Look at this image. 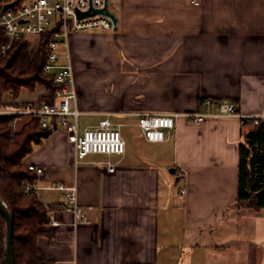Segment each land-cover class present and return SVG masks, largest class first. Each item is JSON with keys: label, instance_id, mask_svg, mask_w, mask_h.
I'll return each mask as SVG.
<instances>
[{"label": "crops", "instance_id": "crops-1", "mask_svg": "<svg viewBox=\"0 0 264 264\" xmlns=\"http://www.w3.org/2000/svg\"><path fill=\"white\" fill-rule=\"evenodd\" d=\"M110 1L117 29L71 34L70 53L81 116H95L80 128L108 117L126 150L76 164L63 129L34 145L24 162L43 167L38 197L61 222L39 246L52 264H264V209L237 203L241 120L203 103L264 113V0ZM47 93L6 92L3 103ZM147 112L179 114L165 140L143 135ZM191 112L206 115L197 123ZM57 184L77 187L88 222L54 210L65 199Z\"/></svg>", "mask_w": 264, "mask_h": 264}, {"label": "built area", "instance_id": "built-area-1", "mask_svg": "<svg viewBox=\"0 0 264 264\" xmlns=\"http://www.w3.org/2000/svg\"><path fill=\"white\" fill-rule=\"evenodd\" d=\"M14 5L6 7L7 4ZM199 4V0H192ZM107 9L115 13L116 5L110 0H0V28L6 37L1 51L7 54L13 43L23 37L38 34H49L47 43V61L44 71L54 76V101H28L23 107L0 106V114L18 113L40 118L41 126L52 131L63 129L69 142L75 149V163L83 161L87 155L96 154H123L126 150V141L119 124H114L110 118L101 119L97 124L80 128L79 118L82 114L78 104V94L75 85V74L70 53V36L75 32H97L114 30V21L111 16L102 12L93 13L94 9ZM89 12L80 16L79 12ZM50 89L47 94H50ZM203 103L208 106H217V115L240 118H254L256 122L264 118V113L245 115L239 111L234 100H217L207 97ZM178 113H141L138 119L143 135L149 141L158 142L166 139V132L175 128ZM195 122H200L206 113H187ZM10 126L16 127L15 121ZM29 169L36 174L34 180L24 182L26 194L35 193L39 196L42 186L38 178L43 174V167L28 164ZM114 164H109V170L114 171ZM52 187L65 192V199L58 205L56 211H70L74 215L73 225L88 222V216L78 201L77 187L64 184ZM185 191L182 190V193ZM48 205L47 202H44ZM51 211L50 224L59 226L61 223Z\"/></svg>", "mask_w": 264, "mask_h": 264}, {"label": "trees", "instance_id": "trees-1", "mask_svg": "<svg viewBox=\"0 0 264 264\" xmlns=\"http://www.w3.org/2000/svg\"><path fill=\"white\" fill-rule=\"evenodd\" d=\"M49 36L44 33L23 37L3 55L1 45L7 39L0 28V106L4 105L6 92L16 98L23 87L34 90L37 84H44L51 91L41 100L54 101V76L44 71ZM32 37L36 42L30 41ZM20 116L18 113L0 114V193L14 213L15 264H52L38 244L39 236H53L44 228L50 222V208L35 193L24 192V182L36 178L24 159L52 130L41 126L40 118L31 115L22 127L10 126ZM242 129L237 203L261 210L264 209V118L258 122L245 118ZM5 231L6 220L0 212V264H7Z\"/></svg>", "mask_w": 264, "mask_h": 264}, {"label": "water", "instance_id": "water-1", "mask_svg": "<svg viewBox=\"0 0 264 264\" xmlns=\"http://www.w3.org/2000/svg\"><path fill=\"white\" fill-rule=\"evenodd\" d=\"M15 2H12L10 4H7L6 7L14 5ZM104 11L105 14L112 17L114 21V28L117 29L118 27V17L115 13L109 11L107 7L105 9H94L93 13L95 12H102ZM89 12H79L80 16L88 15ZM0 212L4 216L6 220V231H5V258L7 264H15V253H14V246H13V240H14V213L7 204V202L4 200L0 193Z\"/></svg>", "mask_w": 264, "mask_h": 264}, {"label": "rangeland", "instance_id": "rangeland-1", "mask_svg": "<svg viewBox=\"0 0 264 264\" xmlns=\"http://www.w3.org/2000/svg\"><path fill=\"white\" fill-rule=\"evenodd\" d=\"M30 41H32V43L36 42V41H35V37L30 38ZM11 50H12V49H11ZM11 50H10V51H11ZM10 51H9V52H10ZM9 52H8V53H9ZM24 89H25L26 91H28V92H36V93H38L39 95H40L42 92H44V91H49V89L47 88V86L44 85V84H37L36 87L34 88V90H30V89H28V88H26V87H23V88L21 89V91L24 90ZM21 91H20V93H21ZM3 96H4V95H3ZM42 98H43V95L40 96V99H42ZM20 115H21V114H20ZM21 116H22V115H21ZM21 116L15 120V123H17V127H16V129L22 127V126H23L26 122H28L29 119H30L29 116H26L25 118H24V117L22 118ZM94 117H95V116L83 115V116L80 117V120H81L82 124H83V123L85 124V123H87V122H92ZM42 202H47V201H46V200H43Z\"/></svg>", "mask_w": 264, "mask_h": 264}]
</instances>
